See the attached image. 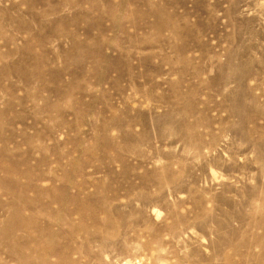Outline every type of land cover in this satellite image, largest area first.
<instances>
[{
	"label": "rangeland",
	"instance_id": "1",
	"mask_svg": "<svg viewBox=\"0 0 264 264\" xmlns=\"http://www.w3.org/2000/svg\"><path fill=\"white\" fill-rule=\"evenodd\" d=\"M0 264H264V0H0Z\"/></svg>",
	"mask_w": 264,
	"mask_h": 264
},
{
	"label": "bare ground",
	"instance_id": "2",
	"mask_svg": "<svg viewBox=\"0 0 264 264\" xmlns=\"http://www.w3.org/2000/svg\"><path fill=\"white\" fill-rule=\"evenodd\" d=\"M262 259H260L259 261H261Z\"/></svg>",
	"mask_w": 264,
	"mask_h": 264
}]
</instances>
